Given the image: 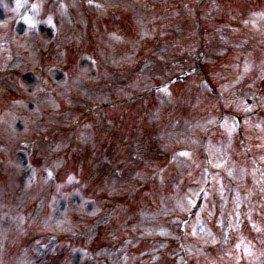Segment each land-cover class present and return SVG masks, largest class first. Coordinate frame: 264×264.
Returning a JSON list of instances; mask_svg holds the SVG:
<instances>
[{
  "label": "rangeland",
  "instance_id": "rangeland-1",
  "mask_svg": "<svg viewBox=\"0 0 264 264\" xmlns=\"http://www.w3.org/2000/svg\"><path fill=\"white\" fill-rule=\"evenodd\" d=\"M13 1L0 0V42L5 45L0 51V264H36L37 259L43 261L51 253L54 256L48 257L46 264H92L88 255L99 253L103 259L121 246L124 250L115 255V264H164L147 257L165 245L162 240L161 245H155L156 239L168 238H173L172 249L180 239L185 242L189 255L185 262L189 264H240L242 257L248 264L264 261V248L258 245L264 246V236L259 238L264 230V210L256 218L250 204L237 213L228 251L211 250L218 239L204 241L198 222L186 219L202 183L204 165L200 172V152L197 154L204 141L200 138L205 135L203 130L214 126L216 117L222 115L219 104L228 109L240 98L238 107L249 105L248 99L256 93L254 86L264 75V42L251 36H264V0H85L91 2L90 8L95 4L101 9L107 7L110 14L93 9L89 12L77 0L63 4L61 0H29L38 2L32 5L35 18L42 22L22 17L28 0ZM53 13L60 31L54 44L41 29L53 23ZM217 28L221 30L209 35ZM244 41V49L252 47L248 51L255 52L243 54L238 45ZM184 48L187 56L183 58ZM204 51L205 61H212L201 66L210 87L199 72L195 78L188 76L175 83L171 91L148 94L151 88L165 83L174 70L180 68L183 74L184 69H197ZM254 55L259 58L262 74L260 70L249 73L247 65ZM244 57L249 60H242ZM223 69L228 76H223ZM29 73L35 76L34 82L20 76ZM229 77L237 83L230 85ZM43 83L52 94L42 95ZM99 104L113 108L97 115L87 113ZM193 120L196 123L192 124ZM226 127L229 138L217 133L210 138L213 145L203 149L211 159L206 164L218 180L213 192L218 201L229 194L225 183L238 186L246 175L235 152L239 133ZM256 128L254 124L247 127L249 133ZM22 142L34 148L33 158L23 154ZM246 145L254 157L261 152L259 141L246 139ZM191 148L197 150L196 163L183 151ZM176 149L181 151L175 165L163 170ZM180 154L185 159L179 158ZM28 161L31 176L27 180ZM55 165L59 166L58 171L55 168L59 176L49 186L44 167ZM32 168L38 173L35 185L29 181ZM149 176L154 179L147 182ZM259 177L252 174L251 183L243 187L246 190L251 185V192L264 203V183L260 189L252 186ZM25 196L44 202L36 207L34 213L42 211L36 216L27 213L28 224L23 228L16 222ZM67 197H77L88 205L83 208L75 199L66 203L63 200ZM235 198L230 197L233 205H243ZM29 200L24 209H29ZM114 204L110 225L99 228L108 207ZM215 204L207 205V212L214 217L216 211L211 213L210 208L217 209L218 214L225 211ZM41 213L45 215L43 224L37 221ZM3 215L11 217L4 219ZM244 222L250 228H243ZM16 236L23 240L13 241ZM131 237L146 243L137 248L135 244L121 245ZM20 246L27 249L19 251ZM136 250L140 255L134 253ZM178 255V264H184L179 251Z\"/></svg>",
  "mask_w": 264,
  "mask_h": 264
}]
</instances>
